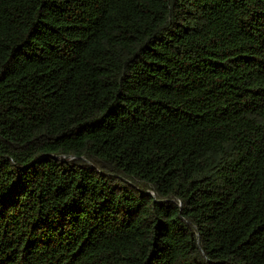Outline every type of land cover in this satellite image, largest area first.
<instances>
[{
	"label": "trees",
	"instance_id": "1",
	"mask_svg": "<svg viewBox=\"0 0 264 264\" xmlns=\"http://www.w3.org/2000/svg\"><path fill=\"white\" fill-rule=\"evenodd\" d=\"M0 264H264V0H0Z\"/></svg>",
	"mask_w": 264,
	"mask_h": 264
}]
</instances>
